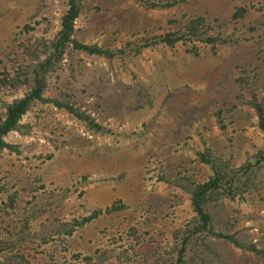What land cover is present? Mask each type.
<instances>
[{"label":"rangeland","instance_id":"1","mask_svg":"<svg viewBox=\"0 0 264 264\" xmlns=\"http://www.w3.org/2000/svg\"><path fill=\"white\" fill-rule=\"evenodd\" d=\"M172 1L81 0L72 37L113 55L68 47L44 73L43 97L98 128L36 101L4 137L0 262L173 264L175 235L196 217L191 190L220 173L224 188L207 204L212 233L190 246L187 264H264V165L254 164L264 0ZM66 10L67 0H0V119L30 90ZM197 17L200 36L226 43L161 41Z\"/></svg>","mask_w":264,"mask_h":264},{"label":"trees","instance_id":"2","mask_svg":"<svg viewBox=\"0 0 264 264\" xmlns=\"http://www.w3.org/2000/svg\"><path fill=\"white\" fill-rule=\"evenodd\" d=\"M177 3V0H173L171 3L166 4L174 5ZM153 6H157V4H152ZM81 9V0H67V10L61 18L60 21V30L58 31L56 37L50 42V44L46 47L47 56L45 59L33 70L34 78L33 84L28 92L24 94L23 97L19 99H15L12 103L6 105L4 117L0 119V151L4 148H10L11 146L4 141V137L12 131H15L19 128V122L21 118L30 110V108L34 105L36 101L38 102H49L58 108H62L67 110L70 114H72L76 119L82 120L88 123L90 126L94 128H98L96 124H94L93 120L89 118L84 113L79 112L76 108H73L71 105L67 103H60L57 100L46 99L43 97V92L45 91L46 81L44 79V73L47 69L57 63L64 53V51L68 47H72L75 50L85 52L89 55H98L104 56L107 58L112 57V53L108 50H103L97 45H85L76 41L72 36L74 32L73 23L75 19L78 17ZM242 8H239L232 14V19H236L240 15L239 12H242ZM204 23V19L201 17H197L193 20H190L182 31L168 33L164 35L161 39L162 42L172 45L174 42L183 41L187 37L190 39L191 37H198L199 41L203 43H208L216 46L218 43H226V40H222L219 37L208 36H200L199 26ZM202 37V38H201ZM255 109L258 114L259 122L258 126L264 132V116L261 107L257 104H254ZM205 155H202L201 158L205 160ZM255 165H264V143L263 148L258 152L256 156H254ZM252 165L247 166L248 168ZM214 167V166H212ZM241 166L237 172H243L245 168ZM222 176L220 173L211 177L208 182L203 184H197L193 190H191V203L194 212L196 213V217L192 220L189 225L181 231L177 232L175 235L176 244L174 246V256H173V264H187V253L190 249V246L193 243H196L198 238H200L205 232H210V221L211 216L207 210V204L210 200H217L218 193L220 189L224 188V185L220 184ZM118 208L112 205L111 207H107L105 209V213L112 212L117 210ZM102 213L101 210L94 211L90 216L85 217L80 225L89 222L90 220L98 217ZM72 231H68L67 234H70ZM219 238H224L230 241L234 246L238 248H242V245L236 240L232 235H226L222 233L216 234ZM244 248V247H243ZM4 247L2 245L0 239V254L3 252ZM248 250L255 252L256 254H260V252L254 246H248ZM0 264H30L25 259L21 258L19 260L8 261L7 263L0 262Z\"/></svg>","mask_w":264,"mask_h":264}]
</instances>
